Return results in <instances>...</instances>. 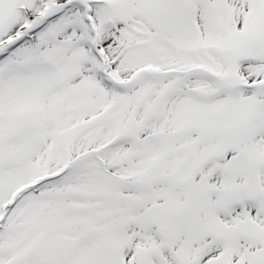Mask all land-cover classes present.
<instances>
[{
    "label": "snow or ice",
    "instance_id": "obj_1",
    "mask_svg": "<svg viewBox=\"0 0 264 264\" xmlns=\"http://www.w3.org/2000/svg\"><path fill=\"white\" fill-rule=\"evenodd\" d=\"M0 264H264V0H0Z\"/></svg>",
    "mask_w": 264,
    "mask_h": 264
}]
</instances>
